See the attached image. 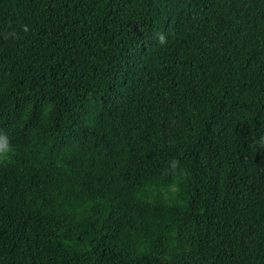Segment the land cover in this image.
I'll return each mask as SVG.
<instances>
[{
  "label": "trees",
  "instance_id": "trees-1",
  "mask_svg": "<svg viewBox=\"0 0 264 264\" xmlns=\"http://www.w3.org/2000/svg\"><path fill=\"white\" fill-rule=\"evenodd\" d=\"M0 133V264H264V0H0Z\"/></svg>",
  "mask_w": 264,
  "mask_h": 264
},
{
  "label": "clouds",
  "instance_id": "clouds-1",
  "mask_svg": "<svg viewBox=\"0 0 264 264\" xmlns=\"http://www.w3.org/2000/svg\"><path fill=\"white\" fill-rule=\"evenodd\" d=\"M159 42H160V44L165 43V36L164 35H161L159 37ZM10 151H11V147L9 145L7 136L0 133V154H6V153H9Z\"/></svg>",
  "mask_w": 264,
  "mask_h": 264
}]
</instances>
